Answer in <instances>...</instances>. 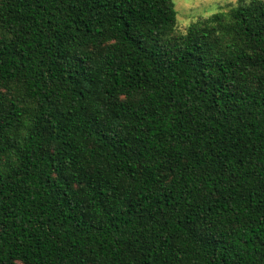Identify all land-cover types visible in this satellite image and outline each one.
<instances>
[{"label":"trees","instance_id":"16d2710c","mask_svg":"<svg viewBox=\"0 0 264 264\" xmlns=\"http://www.w3.org/2000/svg\"><path fill=\"white\" fill-rule=\"evenodd\" d=\"M0 264H264V0H0Z\"/></svg>","mask_w":264,"mask_h":264},{"label":"rangeland","instance_id":"374dc122","mask_svg":"<svg viewBox=\"0 0 264 264\" xmlns=\"http://www.w3.org/2000/svg\"><path fill=\"white\" fill-rule=\"evenodd\" d=\"M240 0H173L177 10V30L184 32L192 23L201 18L231 5H236Z\"/></svg>","mask_w":264,"mask_h":264}]
</instances>
